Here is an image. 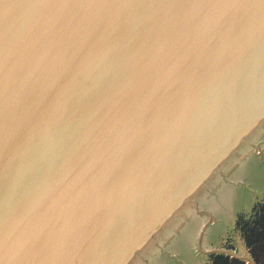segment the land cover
<instances>
[{
  "label": "water",
  "instance_id": "water-1",
  "mask_svg": "<svg viewBox=\"0 0 264 264\" xmlns=\"http://www.w3.org/2000/svg\"><path fill=\"white\" fill-rule=\"evenodd\" d=\"M0 264H264V0H0Z\"/></svg>",
  "mask_w": 264,
  "mask_h": 264
}]
</instances>
